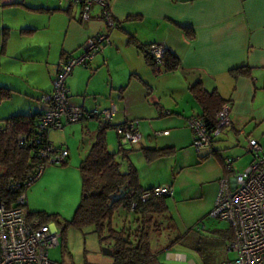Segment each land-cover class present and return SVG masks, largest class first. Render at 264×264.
Listing matches in <instances>:
<instances>
[{"label": "crops", "instance_id": "0c3cea01", "mask_svg": "<svg viewBox=\"0 0 264 264\" xmlns=\"http://www.w3.org/2000/svg\"><path fill=\"white\" fill-rule=\"evenodd\" d=\"M108 7L116 21L111 27L98 3L91 5L89 17L84 18L81 5L68 0H0V85L14 90L0 103V112L15 110L21 99L28 101L27 113L43 111L45 104L40 97L51 91L60 59L77 55L88 37L106 30L108 41L102 50L87 66L76 65L67 75L69 101L84 108L113 105V125L130 118L139 120V141L128 145L133 149L123 161L134 165L142 187H171L166 203L177 226L172 210L179 200L194 198L188 185L195 177L199 183L214 181L209 204L214 203L218 180L225 170L223 152L228 148L226 141H231L230 131L235 137L247 135L264 121V0H109ZM182 26L192 28L194 36L188 37ZM24 28L33 31H21ZM6 31L2 53V33ZM141 43L168 48L179 57V67L154 74L144 61ZM236 67L247 72L232 73ZM98 71L107 74L99 87L90 79ZM132 78L144 85L138 96L123 90ZM197 81L207 91L216 89L229 100L231 119L212 147L200 152L192 145L193 132L186 123L187 116L202 115V106L189 89ZM89 95L92 98H87ZM96 129L90 134L89 147ZM65 147L68 157L69 145ZM142 147L174 150L147 161ZM188 175H193L189 181ZM177 181L180 189L177 184L174 189ZM168 253L183 255L179 251Z\"/></svg>", "mask_w": 264, "mask_h": 264}, {"label": "built area", "instance_id": "2783aa9c", "mask_svg": "<svg viewBox=\"0 0 264 264\" xmlns=\"http://www.w3.org/2000/svg\"><path fill=\"white\" fill-rule=\"evenodd\" d=\"M81 5L82 17H89L93 3H98L101 14L108 27L116 21L109 10V0H68ZM108 41V32L102 31L88 37L81 45L77 55H65L58 63L57 71L52 77L50 92H43L41 100L45 104L43 113L38 118L39 130L62 129L66 124L95 118L99 125L109 122L115 107L84 108L69 101L66 77L76 65L87 66L93 56L101 51ZM150 52L160 62L166 48L159 43L150 45ZM230 102H223L213 118L203 115H190L186 123L193 132L192 145L196 151L212 147L215 139L229 127ZM116 134L122 146L137 143L140 138L139 120L130 118L115 124ZM163 130L162 133H167ZM245 148L253 153V158L246 168L236 172L232 162L236 157L226 155L223 158L227 174L218 180V190L209 215L229 222L232 237L227 241V249L233 250L235 256L220 264H264V155L258 139L246 135ZM22 141V139H20ZM40 141V139H37ZM42 142V141H40ZM68 155L65 146L56 145L50 139L43 141L38 151L35 170L29 172L23 181L12 182L9 188L15 193L8 199L0 193V264H68L48 257L47 249L60 244L61 232L55 223H41L31 214L27 207L26 190L42 173L47 163H63ZM169 185H156L144 189L141 200L151 196L171 194ZM131 203V208L135 206Z\"/></svg>", "mask_w": 264, "mask_h": 264}, {"label": "trees", "instance_id": "16d2710c", "mask_svg": "<svg viewBox=\"0 0 264 264\" xmlns=\"http://www.w3.org/2000/svg\"><path fill=\"white\" fill-rule=\"evenodd\" d=\"M35 10L51 9L35 8ZM182 28L188 37L194 36L192 28L186 26H182ZM21 31L30 32L33 29L24 28ZM7 35V31L2 33V53L5 51ZM131 41L135 44L138 43L133 36H131ZM151 44L141 43L139 48L144 61L154 74L171 72L179 67V57L166 47L161 61L158 62L149 50ZM231 72L234 74L237 72L246 73L247 69L236 67L232 68ZM189 89L201 104L202 115L209 119L213 118L223 102H229V100L223 99L216 89L207 91L200 81L192 84ZM13 92L12 88L0 85V103L9 99ZM42 113L43 111L19 112L0 117V165L3 167L0 171V193L10 200L15 197L16 193L9 188V184L23 181L29 172L35 170L39 159V147L42 146L43 141L49 139L47 131L38 128V118ZM110 126H114L110 121L104 125L98 124L93 141L79 163L82 197L73 216L68 219L59 213H47L44 210L30 213L37 216L41 223L54 220L60 228L62 238L69 225L78 229L92 226L100 241L112 240L110 253L112 259L106 264H149L154 256L151 235H159L166 229H176L174 221L168 220L165 215L168 212L166 197L169 194L151 196L145 200L140 199V193L149 187L140 185L137 170L133 164L120 160V157L123 160L133 147L122 146L118 139L117 149L110 150L106 137L107 128ZM173 150V147H142L147 161L169 154ZM65 162L66 160L63 163ZM122 164L125 165L124 170L121 169ZM132 202L136 203L133 208H131ZM120 205L135 214L133 227L126 224L115 227L113 224L114 216ZM228 233L226 238L229 241L232 237L231 227ZM179 238L180 235H176L163 245L162 249L169 250L179 242ZM62 242L60 241V244Z\"/></svg>", "mask_w": 264, "mask_h": 264}, {"label": "rangeland", "instance_id": "374dc122", "mask_svg": "<svg viewBox=\"0 0 264 264\" xmlns=\"http://www.w3.org/2000/svg\"><path fill=\"white\" fill-rule=\"evenodd\" d=\"M89 71L91 72L90 69ZM106 78L107 74H104L103 71H98L94 77H90L91 83L96 80L98 87ZM132 79L130 85L126 86L127 88L125 87L123 90L132 96H138V93L144 92V85L141 84L140 80L136 78ZM90 97L92 98L91 95L87 96V98ZM18 102L19 105L13 108L15 109L13 110L14 112L5 110L0 112V117H5L12 113L27 112L28 101L21 99ZM111 119L115 120V117ZM86 122L87 124H85ZM68 124L64 126L65 130L63 131L62 129L54 128L48 132L49 139L54 141L56 145H69L70 154L66 158L68 160L65 164L47 163L40 176L28 186L26 196L29 212L36 210H44L47 213L56 212L62 217L69 219L73 216L75 208L80 202L82 189L78 166L81 157H84L89 149L88 141L91 137L90 134L97 128L98 120L88 118L87 120L73 121ZM70 126L75 127L72 129ZM81 128L84 133H81ZM244 131L247 130L245 129ZM248 134L259 140L262 146L260 153L264 155V121ZM106 137L108 148L116 150L118 137L114 127L110 126L107 128ZM246 137V134L235 137L232 131H230L231 141H226L228 148L224 150L223 155L236 157L232 162V170L234 169V171L231 173L246 168L253 158V153L245 148ZM125 146L128 147V145ZM120 160L123 161L121 157ZM2 169L3 167L0 165V171ZM121 169H125L124 164H122ZM226 175L231 174H227L226 170H224L220 178ZM190 176L193 175H188L187 181H189ZM197 179L195 177L192 185H188L189 195H193L192 197L194 198L179 200L172 210L179 221H176V229H166L159 235H151L154 256L149 264H220L235 256L233 250L227 249L228 239L226 236L229 234V222L209 215V211L214 204H209L211 195L213 194L211 186L214 184V181L207 179L205 182L199 183ZM178 181L174 183V189L176 184L179 189L182 187ZM216 194L215 192V197ZM165 215L168 220H171L168 212ZM134 217L133 211L120 205L114 216L113 224L115 227H121L124 224L133 227L135 224ZM160 218L162 219V217ZM48 222L55 223L54 220ZM57 228L60 231L59 226ZM176 235H180L179 242L175 243V246L171 247L170 250L164 251L162 246ZM60 241H63L62 244L47 249L49 258L68 264H104L112 259L109 252L112 247V240L106 239L100 241L92 226L78 229L69 225L64 231V237H60ZM176 251L181 252L183 255L173 257L177 253H168L167 256V252Z\"/></svg>", "mask_w": 264, "mask_h": 264}, {"label": "water", "instance_id": "95a60500", "mask_svg": "<svg viewBox=\"0 0 264 264\" xmlns=\"http://www.w3.org/2000/svg\"><path fill=\"white\" fill-rule=\"evenodd\" d=\"M109 252L111 253V250H109Z\"/></svg>", "mask_w": 264, "mask_h": 264}]
</instances>
